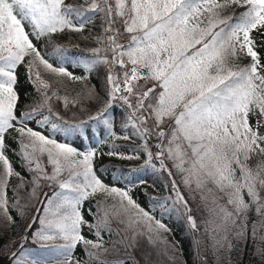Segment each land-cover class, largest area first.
I'll list each match as a JSON object with an SVG mask.
<instances>
[{
  "label": "snow or ice",
  "instance_id": "1",
  "mask_svg": "<svg viewBox=\"0 0 264 264\" xmlns=\"http://www.w3.org/2000/svg\"><path fill=\"white\" fill-rule=\"evenodd\" d=\"M66 32L84 47L58 42ZM262 50L264 0H0L9 264H187L163 220L173 213L196 264H241L249 245L264 264ZM105 155L143 159L137 171L165 175L169 195L146 210L135 183L116 186L124 171L105 182Z\"/></svg>",
  "mask_w": 264,
  "mask_h": 264
},
{
  "label": "trees",
  "instance_id": "2",
  "mask_svg": "<svg viewBox=\"0 0 264 264\" xmlns=\"http://www.w3.org/2000/svg\"><path fill=\"white\" fill-rule=\"evenodd\" d=\"M69 2H72V0H69ZM241 11L240 9L237 10V12ZM93 31H99V29H94ZM87 34V33H85ZM259 36V34H256ZM68 40H71L73 43H80L81 47H84V44L80 40V34L78 33H64L59 34L58 42H64L67 43ZM42 43V42H41ZM41 45H38V47ZM88 47H94V44H91L90 42L87 44ZM76 51V49H73ZM262 54H264V50H262ZM247 62V61H245ZM69 70L76 72L77 74H80L79 69L72 68L69 66ZM19 73L21 77V91L23 92H31L32 86L27 83L25 77H24V68L21 66L19 68ZM49 79H52V77H49ZM93 83L97 84L99 86V82L96 79H93ZM27 102V98L25 97V101ZM117 114L119 113V108L116 109ZM116 131L118 134H120V124L119 120H117L116 124ZM57 139H60L59 136H57ZM8 143L11 145L12 148H16V143L9 139ZM77 146H79V142L77 141ZM117 144L122 145L124 148H128L132 146V142L125 141V140H117ZM110 143L99 145V150L101 152H107L109 150ZM123 150V148H122ZM10 159L13 161L14 166L17 168L18 171H22V168L19 165V162L17 160V157L9 153ZM143 164V159L139 160H126V159H118L116 157H108V156H102L97 159L96 161V167L100 169L103 172V179L106 183H113V175H118L121 171H124V177L122 178L119 183L116 185L118 187H125L126 185L131 186L129 182H133L136 184L135 187L132 188V195L133 198L146 210H152L154 201L151 199L152 197L161 198L169 195V191L167 188H165V183L167 182V177L165 175H155L151 172H145V171H137L140 169L141 165ZM107 169L108 171H105ZM126 170V171H125ZM143 178L147 180V183L145 184H139L138 181ZM47 191V189H45ZM183 191V188L181 189ZM9 196H11V192H9ZM91 207V203H86L85 208ZM159 207L155 208V213L157 214L159 218L160 214ZM88 219H91V217H87ZM164 223L168 225L169 228L172 229V234L169 236L170 240L178 241L179 246L183 249L180 259L182 261H186L187 264H196V257L192 255L191 250L189 248V241L186 239L187 233L184 230V227L180 223V218L175 214L171 215H165L163 217ZM20 231V229H17L12 232V235H16V232ZM84 234L88 236L90 239H94L92 237L87 229L84 230ZM7 239V237H5ZM30 248H36L37 245H30ZM15 250V249H13ZM1 252L8 253L6 249L0 248ZM10 256V253L7 254ZM76 255L80 257L81 259L84 258V251L82 247L78 246L76 249ZM235 258V257H234ZM241 264H255V258L251 254V246L249 245L248 248L245 249V253L243 256L240 257ZM9 264V257L8 262Z\"/></svg>",
  "mask_w": 264,
  "mask_h": 264
},
{
  "label": "rangeland",
  "instance_id": "3",
  "mask_svg": "<svg viewBox=\"0 0 264 264\" xmlns=\"http://www.w3.org/2000/svg\"><path fill=\"white\" fill-rule=\"evenodd\" d=\"M7 254L8 253H5L4 251L3 252L0 251V264H7L9 257Z\"/></svg>",
  "mask_w": 264,
  "mask_h": 264
}]
</instances>
